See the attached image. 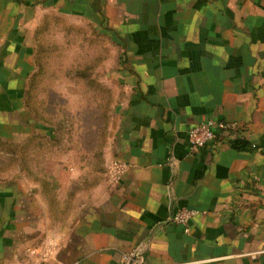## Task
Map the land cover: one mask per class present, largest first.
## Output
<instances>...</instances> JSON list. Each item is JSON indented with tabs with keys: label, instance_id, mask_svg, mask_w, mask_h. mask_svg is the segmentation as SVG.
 Instances as JSON below:
<instances>
[{
	"label": "crops",
	"instance_id": "0c3cea01",
	"mask_svg": "<svg viewBox=\"0 0 264 264\" xmlns=\"http://www.w3.org/2000/svg\"><path fill=\"white\" fill-rule=\"evenodd\" d=\"M49 13L116 45L113 114L99 158L75 133L0 175V264H119L136 245L145 264H264V0H0L2 141L50 132L24 102ZM206 119L215 138L192 148ZM180 207L197 211L187 231Z\"/></svg>",
	"mask_w": 264,
	"mask_h": 264
},
{
	"label": "rangeland",
	"instance_id": "374dc122",
	"mask_svg": "<svg viewBox=\"0 0 264 264\" xmlns=\"http://www.w3.org/2000/svg\"><path fill=\"white\" fill-rule=\"evenodd\" d=\"M44 17L47 23L40 34L46 58L35 87V100L42 113L38 119L31 114L32 120L43 121L48 126L63 120L69 133H80L83 138L92 136L98 128L103 129L102 122L108 117L111 120L113 114L109 116L110 111L113 112L115 94L100 73L112 62L116 45L92 26L73 23L67 17L52 13ZM40 23L33 31L34 49L38 35L35 32ZM35 71L37 73L38 69L33 73ZM77 71L90 73L91 90L85 87L84 81H76L73 74Z\"/></svg>",
	"mask_w": 264,
	"mask_h": 264
},
{
	"label": "trees",
	"instance_id": "16d2710c",
	"mask_svg": "<svg viewBox=\"0 0 264 264\" xmlns=\"http://www.w3.org/2000/svg\"><path fill=\"white\" fill-rule=\"evenodd\" d=\"M63 17V16H62ZM61 17V18H62ZM45 18V17H44ZM44 18L41 20L40 26L38 29H36V34H38L35 38V49H34V55H33V71L35 68L38 69V72L36 71L29 75L27 79L26 84V90L24 95V102L29 110V112L34 116L35 118L40 116L42 113V108L37 104V101L35 100V87L38 82V74H42V67L43 63L45 62V58L43 57L42 52V35L40 34L44 29L47 23L44 21ZM74 27V26H73ZM39 36V37H38ZM41 71V72H40ZM89 72L87 71H77V73L73 74L74 77H76V81H84L85 87H87L89 90H91V78L89 77ZM34 111V112H33ZM112 112L110 111L109 116ZM65 114V113H63ZM38 119V118H37ZM34 120V119H33ZM110 118L104 120L102 122L103 129H97L93 135L87 136L86 138H83L81 135L80 138L77 140L78 144L80 143V146H84L86 148L91 149L92 158H99V154L101 152V148L104 143V139L106 137L107 133V126L109 123ZM36 121V120H35ZM40 122V121H39ZM41 123H44L41 121ZM67 124V123H66ZM48 126L47 124H45ZM49 128V134H36L33 135L32 138L27 140L25 143H9L7 141L0 140V154L3 155L4 159H0V175L5 174V171H8L9 168H13L15 166H19L21 168H25L24 166L28 163V161H33L35 159L26 157V152L28 151H35L41 150L42 148L48 150V151H54L56 149H64L69 146L67 144L71 143V141H75L74 139V133L68 132V125H65V122L61 120L60 122L56 121L55 124L48 126ZM84 139V140H82ZM2 157V156H0ZM4 160V161H3ZM39 161V158H37V161ZM8 166L6 167V165Z\"/></svg>",
	"mask_w": 264,
	"mask_h": 264
},
{
	"label": "built area",
	"instance_id": "2783aa9c",
	"mask_svg": "<svg viewBox=\"0 0 264 264\" xmlns=\"http://www.w3.org/2000/svg\"><path fill=\"white\" fill-rule=\"evenodd\" d=\"M215 122L211 119L199 121L191 125L187 130V136L192 148H199L212 142L215 138L213 127ZM170 161L169 163H172ZM127 163L120 159H113L108 167L107 175L110 182H118L124 172ZM196 210L188 207H180L173 213L171 219L175 223L182 225L184 231L188 230L187 224L190 219L196 214ZM34 252V250H32ZM53 251L45 249L41 257L47 260ZM119 264H145V255L141 246L136 245L133 248L123 251L119 257Z\"/></svg>",
	"mask_w": 264,
	"mask_h": 264
}]
</instances>
